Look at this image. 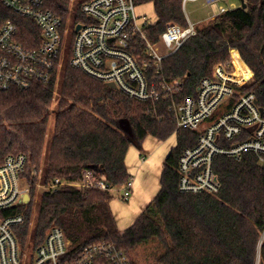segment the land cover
Masks as SVG:
<instances>
[{
	"label": "trees",
	"instance_id": "1",
	"mask_svg": "<svg viewBox=\"0 0 264 264\" xmlns=\"http://www.w3.org/2000/svg\"><path fill=\"white\" fill-rule=\"evenodd\" d=\"M43 2L45 9L60 16L68 12L69 0ZM134 2L153 4L156 20L145 27L151 42L167 23L186 25L180 0ZM245 4L244 9L198 24L196 35L164 58L163 78L180 83L179 99L194 96L200 80L210 74L214 64L227 59L230 48L239 51L256 81L264 79V0H245ZM7 20L16 25L24 47L38 45L36 24L0 3V24ZM55 85L53 80L28 89L0 90V165L8 155H25L32 197L37 182L31 175L34 170H41L44 187L56 178L64 182L55 192H41L33 228L29 227L30 204L17 211L25 216L17 230L21 244L31 233L38 245L46 231L57 226L70 240L73 255L105 242L126 251L130 258L129 251L157 240L163 248L158 264H254L264 229V162L259 163L253 154H245L239 161L217 156L214 170L220 190L215 194L182 193L177 186L178 157L197 135L174 130L166 102L131 99L68 64L61 70L53 107ZM121 119L129 123L130 134L120 129ZM171 134L176 136V146L163 161L157 194L129 227L119 231L110 208V191L131 178L125 164L129 147L140 146L149 136L165 140ZM86 170L103 179L108 189L75 188L72 183ZM260 253L264 264V244Z\"/></svg>",
	"mask_w": 264,
	"mask_h": 264
},
{
	"label": "built area",
	"instance_id": "2",
	"mask_svg": "<svg viewBox=\"0 0 264 264\" xmlns=\"http://www.w3.org/2000/svg\"><path fill=\"white\" fill-rule=\"evenodd\" d=\"M65 16L45 9L43 0H0L3 7L32 21L39 30L36 47H24L16 25L0 24V90L28 89L36 83L57 80L65 55L68 65L87 76L112 83L115 90L140 102H166L176 130L196 133V141L185 147L177 162L178 190L191 194H215L221 181L214 170L217 156L239 161L253 154L264 162V79L256 81L240 53L230 48L228 57L213 65L200 80L194 96L179 99L180 83L163 78L162 62L196 35L198 24L187 21L184 7L188 1L217 4L208 20L241 8L226 0H180L185 26L167 23L155 42L145 27L137 25L134 0H71ZM245 3V0H243ZM72 16V17H69ZM78 28V29H77ZM31 42L35 36L30 37ZM26 156L11 154L0 165V264H133L126 251L109 243L85 247L79 254L70 252L71 242L63 230L50 227L42 242L35 245L30 235L21 244L17 230L25 222L24 209L32 201L25 175ZM41 170L33 171L38 186L55 192L64 182L56 178L40 183ZM75 188L107 190L106 182L86 170L72 183ZM123 187L126 201L133 189L132 179ZM28 199L25 200V197ZM264 229L259 236L254 264H260Z\"/></svg>",
	"mask_w": 264,
	"mask_h": 264
},
{
	"label": "rangeland",
	"instance_id": "3",
	"mask_svg": "<svg viewBox=\"0 0 264 264\" xmlns=\"http://www.w3.org/2000/svg\"><path fill=\"white\" fill-rule=\"evenodd\" d=\"M238 0H226V1H221L223 4H231V3H237ZM71 3H73V6H75L76 2H72L69 0V5L68 8L71 7ZM217 8V4H210V5H203L201 1L193 2V1H188L185 4L184 7V17L187 21H190L192 23L196 24H201L205 25L210 23L212 20H208L209 14L212 12H215ZM135 14L137 16V25L142 27L144 24H149V23H154L156 20L155 12H154V7L152 3H144V4H138L135 5ZM72 17V16H69ZM68 64V57L65 55L63 59V63L61 65V68L59 70V75L56 80V85L54 89V97H53V107H55L58 99V90L60 86V74L61 70L63 69L64 65ZM53 126V120L51 118L50 125H49V131L52 130ZM145 144L149 145L147 150L151 149H159V152L161 151L163 154L165 150H168L167 155L171 148L176 146V136L175 134H171L167 139L165 140H158L154 137H147L144 140V143L142 146H145ZM145 149V147H142V150ZM134 152H139L144 155L145 154L141 149H138L136 146H130L128 151ZM127 151V152H128ZM130 154V153H129ZM159 154V153H158ZM166 155V156H167ZM138 157V155H137ZM129 158V155H128ZM166 158V157H165ZM163 165V164H162ZM138 167V164L136 165V168ZM132 178H134V173H132ZM39 182H36L34 186V195H33V201L30 203V224L29 227L30 229L33 228L34 221L36 218V213H37V206L40 201V195L41 192L44 190L42 187L38 186ZM134 189V187H133ZM122 191L123 187H118L114 188L110 191V194L112 196L110 206L113 207L115 206L116 208H120L123 211L124 206L128 203L131 197H129L126 201L122 200ZM119 211V210H118ZM123 216V213L118 216V218H121ZM126 221V220H125ZM125 221L122 220L121 222L118 223V227L124 226ZM121 229V228H120ZM31 236V233H30ZM28 238V237H27ZM32 240V236L29 238ZM163 248L161 244L157 240H153L149 242L146 245L137 247L136 249L129 251L130 253V259L135 263V264H158L157 263V257L162 253ZM256 259V258H255ZM261 255H260V261H261Z\"/></svg>",
	"mask_w": 264,
	"mask_h": 264
},
{
	"label": "crops",
	"instance_id": "4",
	"mask_svg": "<svg viewBox=\"0 0 264 264\" xmlns=\"http://www.w3.org/2000/svg\"><path fill=\"white\" fill-rule=\"evenodd\" d=\"M142 144L138 146V149L142 150V147H145L142 151L147 155L134 152V150H132L131 152L128 151L125 157L127 171L131 176L134 187L130 195V200L124 206L123 211L121 210V207L116 208L115 206L113 207V205L112 207L110 206L115 217L117 227L119 222L126 220L124 226L118 227L121 232L134 222L136 217L145 209V207L157 194L160 187L159 179L162 164L169 150H165V152L161 154L162 152H159V149L147 150L149 145L145 144V146H142ZM137 164L138 167L136 168ZM132 173H134V178H132ZM122 213L123 216L118 218V216Z\"/></svg>",
	"mask_w": 264,
	"mask_h": 264
},
{
	"label": "water",
	"instance_id": "5",
	"mask_svg": "<svg viewBox=\"0 0 264 264\" xmlns=\"http://www.w3.org/2000/svg\"><path fill=\"white\" fill-rule=\"evenodd\" d=\"M245 7H246V4L243 2V0H241V8L244 9ZM106 86L111 88V89H114V90L116 89L114 84H112V83H107ZM118 124H119L120 129L123 132L130 134V126H129V123L127 122V120L121 119V120H119ZM27 199H28V196L25 197V200H27ZM260 264H262V263H260Z\"/></svg>",
	"mask_w": 264,
	"mask_h": 264
}]
</instances>
